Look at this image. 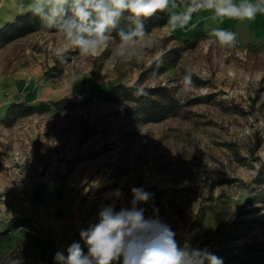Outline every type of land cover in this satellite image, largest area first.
Listing matches in <instances>:
<instances>
[{
	"label": "rangeland",
	"instance_id": "1",
	"mask_svg": "<svg viewBox=\"0 0 264 264\" xmlns=\"http://www.w3.org/2000/svg\"><path fill=\"white\" fill-rule=\"evenodd\" d=\"M167 13L148 31L157 44L140 62L115 56L111 43L96 57L70 51L62 62L57 32L0 48L7 107L74 97L10 125L1 123L7 107L0 112V264H49L46 248H67L69 224L94 223L117 188V208L128 205L132 187L152 194L140 205L145 215L158 209L181 245L223 262L243 248L264 253V181L255 180L264 161V42L224 47L202 32L183 37ZM190 71L194 87L182 93ZM142 73L137 87L158 88L149 96L163 106L161 120L145 121V107L120 93L103 97Z\"/></svg>",
	"mask_w": 264,
	"mask_h": 264
},
{
	"label": "clouds",
	"instance_id": "2",
	"mask_svg": "<svg viewBox=\"0 0 264 264\" xmlns=\"http://www.w3.org/2000/svg\"><path fill=\"white\" fill-rule=\"evenodd\" d=\"M176 8L175 0H30L28 10L36 16L46 30H56L65 43L59 53L64 62L70 51H78L81 58L96 57L109 44L113 54L125 61L140 62L146 50L157 41L145 30L143 19L157 11ZM211 10L217 17L243 20L254 19L258 6L252 0H183V10L173 11L169 23L173 29L183 28L194 13ZM134 23L130 30H119L116 42L112 32L125 17ZM220 46L232 47L236 33L215 29L210 34ZM194 87L193 73L185 74L180 81V91L190 92ZM142 91V89H141ZM128 205L117 208L116 201L123 198L120 188L112 191V203L101 205L96 221L79 232V241L54 254L55 264H223L207 248L181 245L177 233L158 215L146 216L141 204L151 199L143 187L130 189ZM82 241V243H81ZM13 264H20L14 260Z\"/></svg>",
	"mask_w": 264,
	"mask_h": 264
},
{
	"label": "trees",
	"instance_id": "3",
	"mask_svg": "<svg viewBox=\"0 0 264 264\" xmlns=\"http://www.w3.org/2000/svg\"><path fill=\"white\" fill-rule=\"evenodd\" d=\"M186 2V0H184ZM176 4L183 5V0H175ZM168 17L167 10L157 11L154 15L149 18L143 19V24L145 30L148 32L153 27H159L166 23ZM135 25L125 14V17L118 23L117 29L112 32L114 37H118L117 32L121 29L127 31L133 28ZM35 32H56V30H46L42 27L39 19L34 16L29 10L17 15L13 21L5 23L0 27V48L6 44L19 39L26 37ZM158 65L157 62L153 64V68H156ZM146 72V71H145ZM144 74L142 73L138 81L133 86H122L117 85L111 92L103 95L105 98H110L115 94H122L128 100L137 102L140 105H143L145 108L143 110V116L145 121H158L163 118V106L161 104L155 103L154 100L150 99L149 94L158 91V88L155 90L147 91L148 94H143L141 89H139L138 83L143 78ZM74 97H64L54 102L43 103L40 102L37 105H29L23 102L11 103L6 110L5 116L1 123L5 125H10L14 122L15 119L28 116L33 113L43 112L48 109L50 105H61L67 104ZM150 102V103H149ZM172 103V99L170 98ZM152 103V104H151ZM254 147H257L255 144ZM255 180L264 181V161H261L258 169L256 171ZM248 200V199H247ZM255 251L252 248H243L240 253L231 254L230 257L226 258L223 264H227L233 260L239 259L247 254L254 253Z\"/></svg>",
	"mask_w": 264,
	"mask_h": 264
},
{
	"label": "crops",
	"instance_id": "4",
	"mask_svg": "<svg viewBox=\"0 0 264 264\" xmlns=\"http://www.w3.org/2000/svg\"><path fill=\"white\" fill-rule=\"evenodd\" d=\"M237 2H239V0H237ZM252 2L258 4V6L260 7H264V0H252ZM29 3L30 0H0V27L5 23L13 21L17 15L27 11V5ZM176 5V8H172L170 6V8L168 9L170 15L173 11L183 10V5ZM215 29L228 30L236 33V42L242 45H255L262 43L264 42V11H258L254 19L249 20L245 18L243 20H240L228 17H217L211 10H201L193 14L192 19L187 26L183 28L177 26L173 31L177 35L183 37L190 36L194 32H202L205 35L212 37L210 34ZM19 79L20 78H17V80ZM6 80L9 82V78ZM25 86L26 83H24L21 91L16 94L17 96L14 101L17 102L22 99ZM9 103L10 102L4 101V99L0 98V112H4ZM78 231L80 232V229H75L72 225L69 224V241H67L69 245L74 241L80 240ZM64 249L65 248H63V250ZM56 252L57 250L55 248H46L45 258H47L48 256L51 257L49 264H55L54 254ZM227 264H264V253H250Z\"/></svg>",
	"mask_w": 264,
	"mask_h": 264
}]
</instances>
